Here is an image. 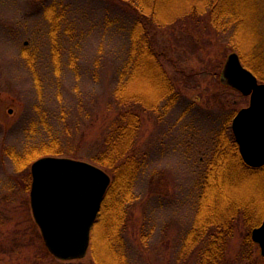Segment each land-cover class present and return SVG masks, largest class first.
I'll use <instances>...</instances> for the list:
<instances>
[{"label":"rangeland","instance_id":"374dc122","mask_svg":"<svg viewBox=\"0 0 264 264\" xmlns=\"http://www.w3.org/2000/svg\"><path fill=\"white\" fill-rule=\"evenodd\" d=\"M261 10L264 36V0ZM137 18L132 0H0V264H38L44 254L31 208L32 165L17 172L6 150H20L29 125L48 113L66 148L90 162L120 113L114 92L130 78L124 72ZM150 37L180 100L164 113L141 112L136 149L146 164L134 185L126 238L139 264H176L194 220L199 179L222 134L230 130L236 141L233 121L250 97L222 81L229 56L241 55L210 14L154 27ZM252 193L254 199L257 188L241 192L246 199ZM148 223L155 233L144 246ZM244 223H236L229 244L231 264H263L257 247L252 262L246 259ZM91 246L84 264H92Z\"/></svg>","mask_w":264,"mask_h":264},{"label":"trees","instance_id":"16d2710c","mask_svg":"<svg viewBox=\"0 0 264 264\" xmlns=\"http://www.w3.org/2000/svg\"><path fill=\"white\" fill-rule=\"evenodd\" d=\"M262 2L132 0L138 18L130 32L133 48L124 72L130 78L114 92L120 113L109 126L102 144L89 156L90 162L106 170L112 178L92 230V264H139L132 256L126 229L130 205L136 198L134 185L146 164V158L136 149L142 126L141 112L164 113L180 100L176 83L158 60L151 31L183 17L210 14L212 26L230 34L229 44L240 53L243 64L264 82V45H261L264 36L260 29ZM51 14H54L53 10ZM52 30L56 36L57 26ZM249 41L254 43V52ZM55 53L59 58L58 50ZM34 62L32 58L30 65L35 66ZM36 83L40 85L39 79ZM25 133L27 141L20 150L13 147L5 152L17 172L46 156L82 159L74 149L66 148L61 132L51 125L48 113H42ZM219 139L214 157L199 179L194 220L179 242L176 264H231L229 244L240 220H245L249 231L245 237L246 259L252 262L254 248H260L253 241L251 232L264 221V203L261 202L264 201V167L252 168L244 163L230 130ZM252 187L257 188L255 198H252L254 193L248 199L243 197L241 192ZM143 230L141 243L147 246L154 236L155 226L148 223ZM42 240L44 254L39 256L38 264H84L82 260L57 259L49 252L43 237Z\"/></svg>","mask_w":264,"mask_h":264},{"label":"water","instance_id":"95a60500","mask_svg":"<svg viewBox=\"0 0 264 264\" xmlns=\"http://www.w3.org/2000/svg\"><path fill=\"white\" fill-rule=\"evenodd\" d=\"M223 83L244 96L250 105L233 121V132L246 164L264 167V83L232 53L225 65ZM30 200L35 222L49 252L61 261L84 259L91 246L93 227L111 176L101 167L82 160L47 156L31 166ZM264 256V221L252 231Z\"/></svg>","mask_w":264,"mask_h":264}]
</instances>
